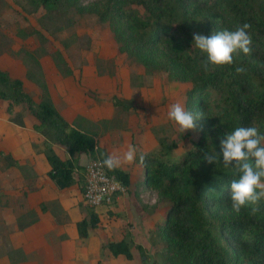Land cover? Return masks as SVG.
I'll list each match as a JSON object with an SVG mask.
<instances>
[{
	"label": "trees",
	"instance_id": "trees-1",
	"mask_svg": "<svg viewBox=\"0 0 264 264\" xmlns=\"http://www.w3.org/2000/svg\"><path fill=\"white\" fill-rule=\"evenodd\" d=\"M27 1L35 11L42 8L48 14L94 15L129 58L150 72L164 74L168 81L189 85L185 109L204 115L197 121L191 147L179 153L176 142L161 145L145 153L143 165V185L156 189L158 201L166 205L156 226L165 264H264V201L255 214L251 207L235 213L228 188L236 178L234 169L201 160L202 150L219 151L220 138L237 127L255 125L264 134V67L260 66L264 65V0H91L86 5L81 0ZM244 23L251 25L252 55L234 54L233 64L209 65L205 71L206 56L192 46L193 34L209 36ZM237 66L247 71L237 74ZM0 99L7 102L9 113L24 104L35 115L33 129L45 137L48 176L54 185L63 189L76 183L84 192L85 168L79 155L100 156L102 161L107 155L93 134L68 122L48 97L36 102L22 79L2 69ZM114 103L129 107L123 100ZM54 144L64 147L70 157L61 159L52 149ZM105 169L130 188V172L121 167ZM86 210L87 217L76 223L83 239L100 223L95 206L86 204ZM127 235L106 243L111 255L133 258ZM137 249L141 264H147L142 246Z\"/></svg>",
	"mask_w": 264,
	"mask_h": 264
},
{
	"label": "rangeland",
	"instance_id": "rangeland-1",
	"mask_svg": "<svg viewBox=\"0 0 264 264\" xmlns=\"http://www.w3.org/2000/svg\"><path fill=\"white\" fill-rule=\"evenodd\" d=\"M89 1L81 0V4ZM0 69L22 79L36 102L48 97L57 110H69L62 98L70 90L73 105L80 106L87 115L100 113L102 117L97 121L80 114L72 123L91 132L107 154H122L129 144L138 153L154 152L172 142L177 143L179 153L191 146L193 131L181 134L177 125L167 119L172 103H185L189 85L168 81L164 74L150 72L129 58L94 15H80L77 11L48 14L42 8L35 11L27 0H0ZM114 97L126 101L129 107L115 104ZM6 117L28 128L37 122L24 104L14 106L12 113L7 111ZM57 146L56 154L65 159V148ZM0 151V169H7L16 159L11 151ZM81 155L83 162H78L83 167L94 159L87 154H80L79 159ZM121 168L131 174L130 188L98 207L99 226L89 230L88 247L83 249L84 255L93 248L99 253L94 259L74 264H141L138 245L145 252L147 264H165L156 226L165 216L166 205L158 201L156 189L143 185L144 167L138 160ZM82 209L85 218V203ZM32 216L22 217L15 224L0 221V257L5 251L3 240L9 245L10 230L27 229L22 222ZM124 234H128L132 259L113 256L106 247L109 240Z\"/></svg>",
	"mask_w": 264,
	"mask_h": 264
},
{
	"label": "crops",
	"instance_id": "crops-1",
	"mask_svg": "<svg viewBox=\"0 0 264 264\" xmlns=\"http://www.w3.org/2000/svg\"><path fill=\"white\" fill-rule=\"evenodd\" d=\"M66 92L62 99L70 109L58 110L68 122L72 123L81 115L93 121L101 119L100 113L87 115L80 106L73 105V92ZM2 102L0 99V149L11 151L17 164L0 169V221L15 224L22 217L33 216L22 222L27 229L17 227L9 231V245L4 239L5 251L0 264H74L94 259L98 249L83 254V249L88 247V237L80 238L76 226L86 214L82 209L83 192L74 184L63 189L54 185L48 176L50 165L43 151L45 137L34 130L32 124L28 128L13 123L6 117L7 105ZM56 147L57 144L52 146L58 153ZM64 151L68 159L70 156ZM79 161L82 164L83 155Z\"/></svg>",
	"mask_w": 264,
	"mask_h": 264
},
{
	"label": "clouds",
	"instance_id": "clouds-1",
	"mask_svg": "<svg viewBox=\"0 0 264 264\" xmlns=\"http://www.w3.org/2000/svg\"><path fill=\"white\" fill-rule=\"evenodd\" d=\"M250 29L251 25L244 23L237 25L234 30L224 29L209 36L194 33L192 46L206 56V60L202 61L205 71L209 70V65L233 64L234 54L251 56L253 40ZM235 71L243 74L247 69L237 66ZM203 117L202 113L187 111L179 101L172 103L167 111V119L177 125L181 134L188 130L195 131L197 121ZM145 158L144 152L138 153V149L129 144L122 154H107L103 166L114 170L125 164H134L137 160L140 165H144ZM201 160L208 164L222 163L224 167L234 169L236 178L230 181L228 188L231 208L235 213L239 214L247 207H251L253 214L259 211V205L264 201V134L259 132L258 127L241 126L224 134L219 140V151L216 148L212 152L202 150Z\"/></svg>",
	"mask_w": 264,
	"mask_h": 264
},
{
	"label": "built area",
	"instance_id": "built-area-1",
	"mask_svg": "<svg viewBox=\"0 0 264 264\" xmlns=\"http://www.w3.org/2000/svg\"><path fill=\"white\" fill-rule=\"evenodd\" d=\"M95 157L84 166L83 196L87 205L97 208L110 203L113 198L118 197L117 193L125 191V187L115 176L108 174L103 161Z\"/></svg>",
	"mask_w": 264,
	"mask_h": 264
}]
</instances>
